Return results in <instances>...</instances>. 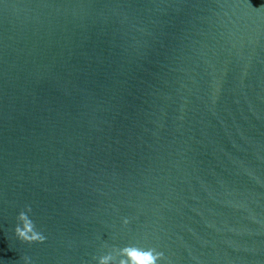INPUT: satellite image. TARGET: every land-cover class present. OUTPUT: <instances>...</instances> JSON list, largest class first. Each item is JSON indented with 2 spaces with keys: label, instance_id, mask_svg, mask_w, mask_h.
I'll list each match as a JSON object with an SVG mask.
<instances>
[{
  "label": "water",
  "instance_id": "95a60500",
  "mask_svg": "<svg viewBox=\"0 0 264 264\" xmlns=\"http://www.w3.org/2000/svg\"><path fill=\"white\" fill-rule=\"evenodd\" d=\"M0 264H264V0H0Z\"/></svg>",
  "mask_w": 264,
  "mask_h": 264
}]
</instances>
